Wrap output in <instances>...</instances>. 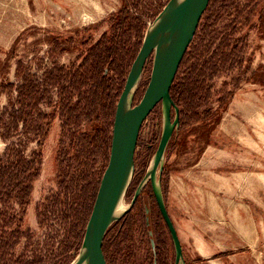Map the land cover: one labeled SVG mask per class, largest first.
<instances>
[{"label":"rangeland","instance_id":"rangeland-1","mask_svg":"<svg viewBox=\"0 0 264 264\" xmlns=\"http://www.w3.org/2000/svg\"><path fill=\"white\" fill-rule=\"evenodd\" d=\"M168 1L0 0V167L16 152L27 159L41 153L27 201L0 200V213L5 212L0 264H73L80 254L108 161L123 79L148 23ZM263 16L264 0H210L173 81L188 85L185 104L193 109L187 110L183 98H172L179 124L156 184L176 227L184 264H264ZM113 34L125 46L123 75L108 73L112 96L98 101L92 75L77 88L71 83L89 71L82 65L90 48ZM151 66L149 57L131 105L141 98ZM35 80L41 84L35 113H41L46 128L40 146L16 113L23 110L22 119L30 121L26 99ZM111 101L113 112L105 115ZM196 113L199 121L180 128L186 116L196 118ZM162 124L158 104L140 128L122 202L129 205L140 188L139 193L104 236L107 264H174L173 242L151 184L142 186Z\"/></svg>","mask_w":264,"mask_h":264},{"label":"water","instance_id":"water-1","mask_svg":"<svg viewBox=\"0 0 264 264\" xmlns=\"http://www.w3.org/2000/svg\"><path fill=\"white\" fill-rule=\"evenodd\" d=\"M209 1L169 0L158 15L154 28L147 29L115 105L108 161L85 226L80 254L73 264H81L83 261L86 264H107L103 251L104 236L115 220V205L132 177L134 152L142 123L158 104L163 108L162 132L150 163L148 181L158 211L173 242L174 264H184L176 227L154 175L157 170L159 176L162 172L167 145L179 124V108L171 97L170 89ZM149 57L152 58L149 80L138 103L131 105L140 75ZM139 190L140 188L136 190L127 210L132 207Z\"/></svg>","mask_w":264,"mask_h":264},{"label":"trees","instance_id":"trees-1","mask_svg":"<svg viewBox=\"0 0 264 264\" xmlns=\"http://www.w3.org/2000/svg\"><path fill=\"white\" fill-rule=\"evenodd\" d=\"M124 14V13H121ZM125 15V14H124ZM262 20V25H264V16L261 19ZM122 27H127V25L123 22L120 21L118 22ZM118 32V30H117ZM103 38L101 41H98L97 44H95L92 48L89 50V54L86 57L84 64L82 66H87V69L85 72L86 74L84 75V78L80 80V82H72L71 84L73 87H76V85L84 84L86 82L85 79H87V75L90 76L92 75V78L95 82V92L94 96L99 100L106 101V98H110L112 96V79L108 75L114 74L116 75L115 77H122L123 72H121V69L125 63L123 56L120 54L124 49V42L119 40L117 38V34H113L111 38H109L108 41L104 40ZM57 43H54V48L56 49ZM10 53V52H9ZM89 60L92 61L91 66L89 64ZM103 68L108 69V72L106 74H103ZM91 71V72H90ZM118 71L120 74H118ZM54 73V70L52 71ZM52 73L50 78L48 80L52 81L53 86H57L58 82L54 80V76H52ZM117 73V74H116ZM126 78V77H125ZM54 80V81H53ZM125 79H123L124 82ZM33 85L30 84V88H28V97L26 101L28 100L30 102V106L32 107V111L28 112L30 114V121H26L25 119H22V116L24 117V112L21 110L19 113V117L21 120L24 121L25 125L26 123L30 125L31 131L37 136V141L39 146L42 144V141L45 137L46 134V128L45 124H42L40 121L43 118L40 116L41 113H39L36 116V105L39 103V95L37 90L41 86L35 80ZM124 84V83H123ZM121 90V89H120ZM170 94L174 101L176 102L177 99L180 101L181 98L184 99V104L186 101L185 95L190 94V90L188 85L183 84V82H179L177 84H172L171 89H170ZM190 98H193L192 95H190ZM104 106V111L105 115L109 112L112 114V109H113V102L111 101V108ZM185 107L187 110H192L193 108L191 105H186ZM69 113L74 114V111L72 108H68ZM107 111V112H106ZM194 116H186L184 120H182V124L180 125V128L189 125L193 122H197L200 120L198 117V114L196 113V118H193ZM46 118V117H45ZM48 118V117H47ZM46 118V119H47ZM48 126V124H46ZM175 140V135L172 136L170 143H173ZM172 145V144H171ZM33 154L35 155V158L31 157L30 159L25 158L18 152H16L14 155H8L10 156V159L7 160L6 164H4L2 167H0V200L3 202L4 197L7 200L14 199L16 202L20 203L21 205L24 204L27 201L30 188H31V182L35 179V177L38 174V171L35 169L36 166L40 163V156L41 153L39 152H34ZM2 214H5V212L0 213V216ZM8 215V214H7ZM103 251H104V243H103ZM104 255L106 258V254L104 251Z\"/></svg>","mask_w":264,"mask_h":264},{"label":"bare ground","instance_id":"bare-ground-1","mask_svg":"<svg viewBox=\"0 0 264 264\" xmlns=\"http://www.w3.org/2000/svg\"><path fill=\"white\" fill-rule=\"evenodd\" d=\"M155 21L151 24L149 30H151L152 28H154V26L158 22V20H157V22H155ZM157 173H158V170L155 172V175H154L155 182H157V180H156ZM149 176H150V165H149L148 169L146 170V173H145V177L143 179L142 186L144 185V183L146 181H148ZM127 208H128V204H125V203L122 202V195H121L120 198L118 199L116 205H115V208H114V211H113V219L119 218L127 210ZM81 264H86V263H85V261H83Z\"/></svg>","mask_w":264,"mask_h":264},{"label":"built area","instance_id":"built-area-1","mask_svg":"<svg viewBox=\"0 0 264 264\" xmlns=\"http://www.w3.org/2000/svg\"><path fill=\"white\" fill-rule=\"evenodd\" d=\"M152 23H153V22H152ZM152 23H151V22H150V23H148V24H149V27L151 26V24H152ZM149 27H148V28H149Z\"/></svg>","mask_w":264,"mask_h":264},{"label":"crops","instance_id":"crops-1","mask_svg":"<svg viewBox=\"0 0 264 264\" xmlns=\"http://www.w3.org/2000/svg\"><path fill=\"white\" fill-rule=\"evenodd\" d=\"M201 253V252H200ZM200 255H203L202 253ZM220 264V263H219Z\"/></svg>","mask_w":264,"mask_h":264}]
</instances>
